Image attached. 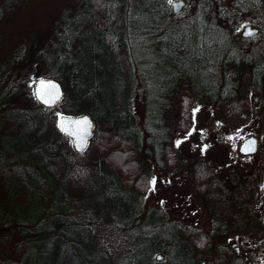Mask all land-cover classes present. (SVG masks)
Segmentation results:
<instances>
[{
    "label": "trees",
    "instance_id": "16d2710c",
    "mask_svg": "<svg viewBox=\"0 0 264 264\" xmlns=\"http://www.w3.org/2000/svg\"><path fill=\"white\" fill-rule=\"evenodd\" d=\"M40 1L0 0V140L11 156L0 166V264H163L156 254L164 241L176 247L171 264H196L194 242L178 234L181 224L172 231L131 233L140 211L138 192L120 171L124 161L116 165L103 152L91 156L92 146L103 126L137 149L149 136L156 151L163 153L173 141L176 148L181 127L168 124L172 99L183 85L199 98L213 96L211 73L197 63L211 52L223 57L218 45L230 36L220 25L226 12L238 17L251 9L264 16V0H235L230 9L219 0L218 13L213 0H201L204 5L180 27L166 22L173 0H61L45 36L30 30L7 40L5 20L30 2L32 10L41 8ZM34 73L59 79L63 98L42 104ZM140 85L148 122L155 126L146 127V135L133 104ZM229 90L225 100L237 95ZM81 113H89L95 127L79 153L67 143L71 138L59 119ZM69 151L77 157L65 159ZM193 167L195 181L218 198L223 186L214 171L201 160ZM165 217L152 207L146 220L161 223ZM7 244L13 246L10 254L2 253Z\"/></svg>",
    "mask_w": 264,
    "mask_h": 264
},
{
    "label": "rangeland",
    "instance_id": "374dc122",
    "mask_svg": "<svg viewBox=\"0 0 264 264\" xmlns=\"http://www.w3.org/2000/svg\"><path fill=\"white\" fill-rule=\"evenodd\" d=\"M60 1L41 0L42 7L33 10L31 6L35 2H30L18 9L2 24L6 39L15 40L20 32L30 30L41 37L45 36L49 30V18L57 14ZM234 2L235 0H222L223 7L228 6L229 9L234 6ZM219 3V0H213L215 13L219 11ZM199 5L204 3L201 0H188L181 11L172 10L166 22H175L180 27L194 15ZM250 10L241 11L238 17L230 13V10L226 12L224 22L220 23L235 38V43L239 44L243 54L240 53V56H234V61L227 62L233 56V45L224 42L223 57L211 52L210 56H203L197 63L204 68L205 73H211L210 86L216 90L213 96L199 98L188 86L183 85L176 99H172L167 115L168 124L170 121L176 122L181 127L174 136L177 149L173 141L171 145L164 147L163 153L156 151L151 136L142 149H137L124 139L106 132L105 127L101 126L91 150V156L103 152L116 165H121L124 161L120 171L138 192L140 208L138 221L131 233H146L149 229L158 228L172 231L176 223L181 224L184 230L178 234L194 242L196 264H264V246L259 243L255 245L253 241L247 242L246 247L240 246L239 241H244L247 237L237 236V227L242 225L235 220L238 211L264 214V16ZM249 23L260 27V30L255 36L244 38L242 31ZM246 60H249V65ZM36 74H33V86L40 78ZM197 81L200 82L201 79L198 77ZM230 83L234 86L231 90L228 88ZM205 89L208 90L209 87ZM225 90H235L237 95L225 100L222 98ZM255 97L258 98L255 100ZM146 101V89L140 85L133 104L145 135L146 127L155 128L151 125L154 123L148 122L150 117L146 113ZM159 129L160 126L155 129L157 139ZM250 135L259 138V148L252 155H243L239 149L240 144ZM177 141L180 143L177 144ZM67 143L73 148L71 140ZM10 157L0 140V166L7 163ZM76 157L75 153L69 151L65 159ZM79 158L78 164H83L85 156ZM198 160L209 166L222 183L223 188L218 198L213 197L212 194L216 191L208 189L205 182L195 181L193 164ZM199 180L206 181V175L200 176ZM248 181H263L258 189L256 204H246L241 200L244 196L238 203L234 202V197H240L241 184ZM245 196L248 197L246 193ZM152 207L165 214L164 222H147L146 217ZM254 238L261 239L258 234ZM117 244L114 240L110 247L115 250ZM163 244L164 247L156 257L163 264H171L176 247L167 241ZM248 245L252 246L250 252L247 250ZM12 252V244L4 246L2 251L8 254Z\"/></svg>",
    "mask_w": 264,
    "mask_h": 264
},
{
    "label": "water",
    "instance_id": "95a60500",
    "mask_svg": "<svg viewBox=\"0 0 264 264\" xmlns=\"http://www.w3.org/2000/svg\"><path fill=\"white\" fill-rule=\"evenodd\" d=\"M185 3L186 0H173L172 1L173 11L174 12L181 11ZM258 32H259L258 27L248 24L244 27L242 34L244 36H253ZM42 81L44 83H42ZM49 81L55 82L56 85L55 91L58 93V95L55 96L54 102L52 104H49L46 102V100L40 98V92L42 89L47 90L51 88V85L48 83ZM34 91L37 99L44 105H54L58 101H60L64 96L63 85L61 81L55 77H40L35 83ZM82 117H87L88 121L86 123L78 125L77 122L80 121ZM61 121H63L64 127H61ZM59 126L61 130L68 137L71 138L75 150L79 153H82L87 149L91 137L93 136L95 121L89 113L63 114V116H60ZM85 129H87L86 132ZM252 141H254V143H251ZM245 145H247L250 149L248 152L243 151ZM239 149L243 154L256 152L258 150V137L255 135H250L246 137L240 144Z\"/></svg>",
    "mask_w": 264,
    "mask_h": 264
},
{
    "label": "flooded vegetation",
    "instance_id": "af4514ba",
    "mask_svg": "<svg viewBox=\"0 0 264 264\" xmlns=\"http://www.w3.org/2000/svg\"><path fill=\"white\" fill-rule=\"evenodd\" d=\"M252 26H254V25H252ZM256 27H258V26H256ZM258 28L260 30V27H258ZM255 35H253V36H255ZM243 37L244 38H250L251 36H244L243 35ZM224 40L225 41H223L222 43H219L218 46H220L222 48L224 45V42H230L233 45V56H240V53L243 54L242 50L240 51L241 47H239V44L235 43V38L233 39L231 36H229V38L224 39ZM224 54L222 53L223 56H224ZM257 98L258 97H255V100ZM258 148H259V138H258ZM256 152H254V153H256ZM254 153H249V154H243L242 153V154L243 155H252ZM262 182L261 181H258V182L248 181V182L241 184L242 187H240V189H241L240 197H237V198L234 197L233 198L234 202L238 203L240 198H242L244 196L245 198L241 199V200H243L246 204L252 203L255 205L256 199H257V194L259 193L258 189L260 188V185ZM245 193L247 194L248 197L245 196ZM248 199H249V201H248ZM237 215L238 216L235 218V220L240 222L238 224L242 225V227H239V228L237 227V230H236L237 236L247 237L246 240L239 241V242H241L240 246L246 247V243L249 241L255 242V245H256V243H259L262 246H264V241L262 242V238H264V214L256 213V212H255V214L254 213H245L244 211L243 212L238 211ZM240 231H242V232L240 233ZM255 234L260 235L261 239L256 240V238H254ZM249 237H251L252 239H250ZM255 245H254V247H255ZM248 247H249V245H248ZM251 247L252 246L250 245V247L247 249L249 252L252 251V249H250Z\"/></svg>",
    "mask_w": 264,
    "mask_h": 264
},
{
    "label": "snow or ice",
    "instance_id": "6c2138e0",
    "mask_svg": "<svg viewBox=\"0 0 264 264\" xmlns=\"http://www.w3.org/2000/svg\"><path fill=\"white\" fill-rule=\"evenodd\" d=\"M169 2H171V0H169ZM42 83H44L42 81ZM51 85V88L44 90L42 89L40 92V98L46 100L47 103L52 104L54 102V98L56 95H58V93L55 91L56 89V85L54 81H49L48 82ZM196 111V110H194ZM61 116H63V114H60ZM88 121L87 117H82L80 121L77 122L78 125L86 123ZM61 127H64L63 125V121H61ZM67 130V129H65ZM87 131V129H85V132ZM78 134V133H76ZM180 141H177V144H179ZM251 143H254V141H252ZM205 147H207V145H205ZM250 149L247 145L244 146L243 151L248 152ZM153 184H155V178H153ZM262 187H264V185H262Z\"/></svg>",
    "mask_w": 264,
    "mask_h": 264
}]
</instances>
